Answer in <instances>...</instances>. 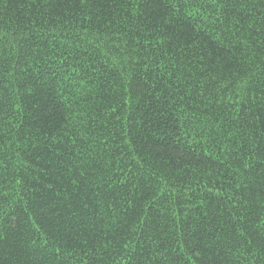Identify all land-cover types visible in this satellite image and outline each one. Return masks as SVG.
<instances>
[{
    "label": "trees",
    "instance_id": "16d2710c",
    "mask_svg": "<svg viewBox=\"0 0 264 264\" xmlns=\"http://www.w3.org/2000/svg\"><path fill=\"white\" fill-rule=\"evenodd\" d=\"M0 264H264V0H0Z\"/></svg>",
    "mask_w": 264,
    "mask_h": 264
}]
</instances>
